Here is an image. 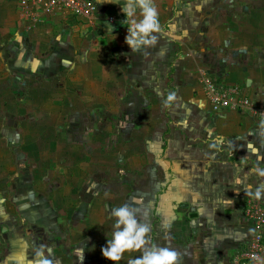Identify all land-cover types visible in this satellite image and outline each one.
<instances>
[{
  "label": "crops",
  "instance_id": "1",
  "mask_svg": "<svg viewBox=\"0 0 264 264\" xmlns=\"http://www.w3.org/2000/svg\"><path fill=\"white\" fill-rule=\"evenodd\" d=\"M20 1L0 0L2 99L24 91L29 95L21 105L38 93L46 109L103 108L111 117L120 110L129 119L145 107L152 118L145 136L133 131L129 137L142 144L133 162L119 168V186L88 207L76 208L81 198L67 199L75 211L72 223L60 229V246L43 241L48 230L12 228L8 219L16 221L15 213H0L8 217L6 223L0 219V264H29L39 245L52 264H113L100 252L105 233H111L107 212L125 203L149 226L152 244L178 253L177 264L241 259L254 233L242 206L264 203V197L255 200L244 192L264 180L249 172L257 164L264 167L262 118L212 112L199 76L206 71L218 88L238 86L264 108V5L154 0L162 31L145 55L131 53L124 43L123 0H92V22L67 10H35L38 21L26 19ZM234 13L245 16L236 20ZM170 92L175 99L165 106ZM77 248L83 249L82 261ZM138 255L125 253L116 264Z\"/></svg>",
  "mask_w": 264,
  "mask_h": 264
},
{
  "label": "rangeland",
  "instance_id": "2",
  "mask_svg": "<svg viewBox=\"0 0 264 264\" xmlns=\"http://www.w3.org/2000/svg\"><path fill=\"white\" fill-rule=\"evenodd\" d=\"M220 1L245 8L264 5V0ZM233 15L236 20L245 16ZM1 94L0 213L11 212L16 217V221L2 217L1 223L8 219L12 228H43L48 230L43 241L60 246V229L72 223L75 211L70 210L73 206L67 199L81 198L82 204L76 208L88 207L85 203L119 186L124 179L119 168L133 162L132 153L142 144L129 137L133 131L139 138L148 133L151 125L146 121L152 118V110L144 107L128 119L120 117V110L111 117L103 108L46 109L39 106L43 102L38 93H34L35 100L23 105L19 101L28 93L5 94L7 100ZM8 97L18 101L9 102ZM141 121L145 122L139 124Z\"/></svg>",
  "mask_w": 264,
  "mask_h": 264
},
{
  "label": "clouds",
  "instance_id": "3",
  "mask_svg": "<svg viewBox=\"0 0 264 264\" xmlns=\"http://www.w3.org/2000/svg\"><path fill=\"white\" fill-rule=\"evenodd\" d=\"M120 5L124 16L120 23L126 26L124 43L131 53L139 51L146 55V50L154 47L157 42L158 37L154 34L162 31L154 0H123ZM174 99L175 93L170 92L164 105L168 106ZM259 126L264 128V119L260 120ZM250 147L251 145H248V148ZM249 172L258 178H264V167L258 164L250 168ZM244 192L246 196L260 200L264 197V180L259 182L255 190H252L251 185L245 186ZM107 214L112 224L110 237L105 233V244L100 249L103 258L116 264L125 253L139 251L140 255L130 256L126 264H177L178 253L168 247L152 244L148 236L149 226L138 221L135 210L129 204L112 207ZM76 253L77 259L82 261L83 249L77 248ZM249 258L253 264H264V260L254 253L250 254ZM29 264H52L44 245L34 248Z\"/></svg>",
  "mask_w": 264,
  "mask_h": 264
},
{
  "label": "built area",
  "instance_id": "4",
  "mask_svg": "<svg viewBox=\"0 0 264 264\" xmlns=\"http://www.w3.org/2000/svg\"><path fill=\"white\" fill-rule=\"evenodd\" d=\"M20 8L23 17L33 21H38L34 13L35 10H40L46 14H54L58 10H67L90 22L97 17L96 5L92 0H21ZM107 22H114V18L109 17ZM201 83L212 112L236 111L249 114L252 117L264 118V108H257L238 86L218 88L204 71L201 74ZM242 213L244 218L252 223L254 233L247 249L242 254V258H235L231 264H253L249 258L252 253L261 257L262 260L264 256V203L248 201L242 206Z\"/></svg>",
  "mask_w": 264,
  "mask_h": 264
}]
</instances>
